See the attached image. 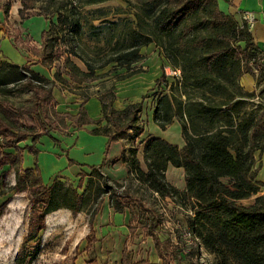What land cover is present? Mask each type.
Segmentation results:
<instances>
[{"label": "rangeland", "instance_id": "1", "mask_svg": "<svg viewBox=\"0 0 264 264\" xmlns=\"http://www.w3.org/2000/svg\"><path fill=\"white\" fill-rule=\"evenodd\" d=\"M55 1L58 3L59 0ZM8 4L11 8L5 17L3 11ZM45 5L47 0H37L33 4L35 9L28 12L30 17L21 20L14 12L21 8L20 0H0V20L4 17L5 21L0 22V59L4 58L19 66L28 62L29 68L47 79L42 84L45 91L40 88L29 91L27 86L30 73L26 70L12 71L6 68L0 73V264H133L139 261L151 264H224L222 258L207 251L201 246L200 240L193 237L187 218L193 212L187 207L177 206L168 198L161 199L136 181H131L123 161H109L99 172L93 173L90 169L95 165H81L72 158L73 153L78 150H74L76 137L71 135V130H83L90 136L96 135L90 133L91 125L78 129V113H69L72 118L68 121L61 119L58 114L62 113L56 110L57 101L53 97V91L60 93V97L58 93L56 95L61 98L59 100L64 106L71 104L73 100L81 102V93H88L91 97L103 96L106 101L114 97V102L116 101V94L124 80L117 81L115 76L125 74L126 71L114 70L112 65L100 67L108 59L104 56L109 52L107 44L118 35V31L100 24L96 18L116 20L124 17L125 15L116 14L129 11L126 2L107 1L80 10L85 19L82 20L84 26L76 51L79 57L95 68V73L89 74V78L73 74L74 72L70 74L65 69V56L62 52L66 50L62 45L53 50L52 57L56 59L53 64H45L41 53L42 34L48 29L49 22L56 20L51 13L47 19L39 15L44 14ZM102 13L104 15L101 16ZM240 45L243 47V44ZM252 50L248 53L253 62L259 65L264 58V50L257 48L254 43ZM140 53L143 60L135 65L131 77H148L151 88L162 74L169 82L178 77L172 74L174 69L154 45L142 48ZM70 59L80 71L88 73L82 60L74 57ZM76 75L84 81L81 84L82 92L71 82L72 76L75 78ZM239 84L245 93L252 95L248 99L246 112L259 113L264 107V71L243 75ZM33 85L40 87L37 82ZM150 89L142 94L145 85H132L126 92L124 89L121 91L118 106L123 107L129 98L130 101L135 100L129 103L131 104L140 102L144 97L137 125L143 133L134 140L131 139L134 134L131 130L122 132L125 135L122 142L126 145V158L129 157V149H137L136 157L142 161V139L151 135L179 148L183 146L180 126L176 120L165 131L154 126L152 110L158 95L163 91L156 89L149 92ZM49 90L51 95L47 93ZM99 104L98 98L90 101L91 106ZM84 110L87 117L93 120L85 108ZM8 127L15 131L33 128L34 133H40L43 128L50 130L35 141L29 137L20 143L21 163L12 165L6 158L7 153H14L9 146L10 136L3 132ZM85 143L94 152L90 157L96 158L101 149L98 142ZM111 144L107 151V141L104 144V157L99 165L105 161ZM39 152L43 154L42 157H39ZM255 158L256 167L259 166L257 179L264 184V151L256 153ZM28 163L31 164V169L37 171L41 180L51 181L53 177L58 180L52 198L42 186L35 184L36 175L26 177L24 170L30 169L25 168ZM141 167L145 169L142 162ZM165 178L178 189L184 188L183 173L177 169L170 167ZM54 179L49 185L41 182L50 186ZM89 181L91 182L88 183ZM109 187L116 195L130 197L128 200L121 199L127 205L123 214H115L110 207L109 198L105 195ZM262 194L263 191L251 193L246 199L239 201L237 206L252 205L255 198ZM55 206L59 208L45 214L46 209ZM132 210L136 215L134 221L129 220V212ZM141 220L151 227L149 232L143 228ZM32 234L35 235L33 239L30 238ZM155 243L158 245L157 249ZM228 263L233 264L230 258Z\"/></svg>", "mask_w": 264, "mask_h": 264}, {"label": "trees", "instance_id": "2", "mask_svg": "<svg viewBox=\"0 0 264 264\" xmlns=\"http://www.w3.org/2000/svg\"><path fill=\"white\" fill-rule=\"evenodd\" d=\"M36 1L20 0L18 16L21 20L30 17L28 12L35 9ZM107 1L113 0H59L58 3L47 0L44 14L39 15L47 19L51 13L56 20L50 21L42 34L41 53L45 64H53L56 60L52 57L53 50L62 45L66 50L62 52L65 56L63 65L70 74L74 72L89 78V74L95 73V68L76 51L85 19L80 10ZM123 1L129 11H120L116 16L124 17L116 20L96 18L100 24L118 31L107 44L109 52L104 56L108 59L100 68L112 65L114 70L124 69L125 74L115 77L117 81L125 80L134 74L135 65L143 60L141 49L154 45L179 75L169 82L162 74L149 90L163 91L155 101L152 122L165 131L176 120L183 139L181 148L158 137L142 141L141 162L145 169L136 157L137 149H129L128 158L123 151L120 160L126 165L128 177L161 199L168 198L177 206L190 209L193 213L187 218L193 237L200 240L207 251L222 258L224 264H231L229 258L233 264H264V184L257 179L259 166L256 167L255 158L256 153L264 151V107L257 114L247 113V102L252 95L245 93L239 84L243 75L255 74L252 68L262 71L260 64L254 63L248 53L253 45L251 33L246 27L237 29L236 19L221 12L217 0ZM10 8L6 5L5 17ZM71 57L82 60L88 73L80 71ZM27 65L28 62L18 66L1 58L0 73L6 68L12 71L24 69L30 73L27 90L40 88L45 91L42 84L47 79ZM18 76L19 73L16 78ZM77 76H72L71 82L82 92L84 81ZM34 82L40 87H33ZM47 93L51 95V90ZM79 97L82 103L77 115L80 121L76 125L78 129L91 125L92 135L107 138L106 151L111 143L125 138L122 132L126 129L134 132L131 138L134 140L143 133L137 125L144 97L123 110L115 109L114 97L107 101L103 96L98 97L101 118L97 121L90 120L83 108L91 96L81 93ZM58 115L63 121L72 118L67 113ZM49 130L43 128L40 133H34L33 128H24V131H15L11 127L3 129L10 136L9 146L14 151L6 154L8 162L20 164L18 145L29 137L35 141ZM104 162L91 167L90 171L99 172ZM169 166L183 171L182 190L167 182L165 173ZM24 173L26 177L36 175L35 184L53 197L57 179L50 186H43L36 170L25 169ZM110 190L111 187L105 191L110 207L115 213L123 214L127 205L121 199L130 197L116 195ZM261 191L263 194L255 198L252 205L237 206L249 194ZM58 208H48L45 214ZM129 213V220L136 218L135 211ZM141 224L149 232L151 227L147 222L141 220ZM34 237L32 234L30 238ZM155 245L157 249V243ZM133 264L151 263L139 261Z\"/></svg>", "mask_w": 264, "mask_h": 264}, {"label": "crops", "instance_id": "3", "mask_svg": "<svg viewBox=\"0 0 264 264\" xmlns=\"http://www.w3.org/2000/svg\"><path fill=\"white\" fill-rule=\"evenodd\" d=\"M218 1V7L219 10L227 15H231L233 16L236 21H237V17L235 16V12L236 11H250L255 13L256 15V23L255 26L253 27L251 33L252 39H253V43L257 48H260L261 50H264V0H217ZM20 9V8H19ZM19 9H15V16H18V10ZM1 12V11H0ZM1 23L5 22L4 21V17L2 18V20H0ZM18 65V64H15ZM19 66V65H18ZM148 78V77H147ZM144 75H138V76H133L130 77L124 81H121V87L120 90L118 89V92L116 94V101L114 102V107L117 110H122L126 105H128L130 102H134L135 100H129L122 106H118V100L120 98V94L122 89L125 90V92L127 91V88L131 87L132 85H145V90L142 91L141 93L145 94L146 91L148 89H150V82L148 81ZM148 81V82H147ZM147 85V86H146ZM56 90L53 91V97L56 99L57 101V106H56V110L59 113L62 114H73L76 115L78 113V110L80 108V105L82 102H80L79 100H73L71 104H68L66 106H64V104L61 103V101L59 99L60 97V93H58L57 95L59 97H57L56 95ZM98 96H94V97H90V99H97ZM90 100V101H91ZM90 101H88L84 108L87 111L88 116L93 119V121H97L101 118V107L99 105H97L96 107L94 105H90ZM68 121V120H65ZM154 124V123H153ZM156 126V125H154ZM93 129V126H91ZM157 127V126H156ZM66 131V130H65ZM72 131V136L75 138L76 137V144H75V149L74 150H78V152L73 153L72 158L73 160L81 165H95L98 166L100 164V161L103 159L104 157V144L107 141V138H105L104 136H90L88 135V133H86L83 130H79V131ZM151 136L146 137L145 139H142V141H145L146 139H148ZM78 141V142H77ZM93 141H97L98 144L100 145V153H98V155L96 156V158L92 159L90 156L94 155V152L92 150L89 149V146L86 144H84V142H93ZM126 145L121 141L118 142H114L111 144L109 152L107 154V157H105V163H108L109 161H120L121 155L123 153V151L125 150ZM114 150V152H113ZM72 153V151H71ZM43 154L39 152V157H42ZM139 161H141L139 159ZM63 164L65 165L66 162L65 160H63ZM31 164L28 163L25 168H31ZM41 167V164L39 165V168ZM171 166H169L167 168V171L169 170ZM172 168V167H171ZM68 170H71V168H69ZM180 173H183V171L181 169H177ZM54 179V177H53ZM52 179V180H53ZM41 180V179H40ZM49 180H41L44 184L48 183L47 185H49V183L52 182ZM41 182V183H42ZM42 183L43 186H47L44 185ZM110 208V207H109ZM113 210V209H112ZM114 212V211H113ZM115 213V212H114ZM118 214V213H115ZM120 215V214H119Z\"/></svg>", "mask_w": 264, "mask_h": 264}, {"label": "built area", "instance_id": "4", "mask_svg": "<svg viewBox=\"0 0 264 264\" xmlns=\"http://www.w3.org/2000/svg\"><path fill=\"white\" fill-rule=\"evenodd\" d=\"M235 16L237 17V29L246 27L247 31L251 32L256 23V15L250 11H236ZM260 68L264 71V58L260 62ZM255 74L258 73V69L252 68ZM173 75H179L178 71L172 70Z\"/></svg>", "mask_w": 264, "mask_h": 264}]
</instances>
